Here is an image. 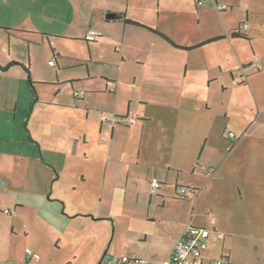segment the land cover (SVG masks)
<instances>
[{"label":"crops","instance_id":"obj_1","mask_svg":"<svg viewBox=\"0 0 264 264\" xmlns=\"http://www.w3.org/2000/svg\"><path fill=\"white\" fill-rule=\"evenodd\" d=\"M214 1L227 7L218 11ZM88 28L102 35L88 40ZM36 37L86 43L88 55L65 62L51 46V68L76 62L77 72L60 80L70 89L56 74L45 90L34 82L33 94L31 73L21 66L29 64L11 39L30 48ZM79 90L84 94L74 96ZM101 112L131 113L135 122H105ZM260 144L264 0H0V264L12 255L7 234L21 236L34 253L21 251L16 263L36 264L42 246L75 254L90 234L98 242L91 248L102 251L111 226L131 220L137 203L188 206L200 187L197 158L201 171L212 172L210 191L231 180L241 202L264 205ZM154 176L160 187L151 194ZM135 250L124 243L117 254Z\"/></svg>","mask_w":264,"mask_h":264},{"label":"rangeland","instance_id":"obj_2","mask_svg":"<svg viewBox=\"0 0 264 264\" xmlns=\"http://www.w3.org/2000/svg\"><path fill=\"white\" fill-rule=\"evenodd\" d=\"M11 44L18 52L19 58L26 60V64H29L32 81L40 90L47 89V83H56V74L59 77L57 81L61 83L60 86L65 90L70 89L68 82L62 83L63 81L60 80L65 79L68 74H75L78 70L76 62L71 60H66L70 64L67 68L57 66L51 68L49 61L54 62L55 59L51 46L57 52H61L57 58L59 62H65L63 58L66 59V56L70 59L89 54L85 42L58 40L55 45H51L48 40L37 38V41H32L30 48L27 41L11 39ZM16 62L21 64L20 61ZM21 66L25 73L22 64ZM91 67L94 66L91 65ZM49 80L53 81L49 82ZM258 148L264 151V144L258 145ZM199 162L197 158L196 168L201 175L200 178L198 177L200 187L196 189L198 191L195 196L192 194L193 197L188 206L184 202L183 205L180 200H170L171 202L166 203L164 207L161 205L155 207L148 202L147 204L137 203L133 208L135 217L133 216L131 220H118L116 229L114 225L111 226L102 251L100 248H91L98 242L96 236L88 233L90 234L88 240L84 238V243H87L88 247L75 254L66 246L50 248L42 246L37 251L39 261L36 264H108L110 256L121 253L124 243L135 247L136 250L130 252H135L147 259L150 264H158L163 260L167 244L174 239L178 230L186 227L188 222L210 231L216 230L223 233L222 239L212 236L211 240H208L204 252L207 259L227 256L232 264H264V205L241 202L231 180L227 183L224 181L216 183L210 191L207 185L208 170L205 168V173L204 170L201 171L202 163ZM231 177L234 180L235 174L233 173ZM135 198L133 196V199ZM209 211L211 215L208 214ZM145 234H147L146 240ZM6 240L5 244L11 241L12 249L8 262L17 264L16 257L25 250L24 239L21 236H13L10 239L7 234ZM2 244L0 243V246Z\"/></svg>","mask_w":264,"mask_h":264},{"label":"built area","instance_id":"obj_3","mask_svg":"<svg viewBox=\"0 0 264 264\" xmlns=\"http://www.w3.org/2000/svg\"><path fill=\"white\" fill-rule=\"evenodd\" d=\"M197 4L209 3V0H195ZM215 8L220 11L227 7L226 4H220L214 1ZM247 25L244 24V28ZM102 35V32L95 30L93 28H88L85 32V37L88 40H94ZM49 64H52L50 61ZM253 65V64H252ZM255 66V65H254ZM110 90H113L111 88ZM84 94L83 90L74 91V96H82ZM100 118L105 122H120L126 125H133L135 122V117L128 113L123 117H113L107 115L105 112L100 113ZM229 137H234V133L230 132ZM232 146L227 149L230 150ZM211 171H208V175H211ZM4 182L0 180V185ZM160 187V181L157 177H151L149 181V192L151 194L157 193ZM179 193L184 195L186 193L185 187L179 188ZM14 212L13 208H5L4 213L12 214ZM211 215V212H208ZM212 236L216 239H222L223 233L215 231H210L207 228L195 226L190 223L186 225L182 231L180 237L176 241L172 251L168 257L162 261L160 264H231L226 256H221L220 258L212 259L209 261L203 260V252L207 248V242L210 241ZM25 254L27 258H32L34 253L31 249L26 248ZM23 264H31L27 259ZM108 264H150L148 260L139 257L136 254H115L112 255L108 261Z\"/></svg>","mask_w":264,"mask_h":264},{"label":"trees","instance_id":"obj_4","mask_svg":"<svg viewBox=\"0 0 264 264\" xmlns=\"http://www.w3.org/2000/svg\"><path fill=\"white\" fill-rule=\"evenodd\" d=\"M127 21H130V20H127ZM131 22H133V23H137V22H135V21H131ZM25 70H26V72H27L28 74L30 73L29 67L25 66ZM28 83H29V85H30V87H31V89H32L33 94L35 95L36 91H35V88H34V82L30 79V77L28 78ZM29 138L31 139L30 136H29ZM179 188H180V187H179ZM178 190H179V189H178ZM178 195L183 196V195H181V194L179 193V191H178ZM184 195H185V194H184Z\"/></svg>","mask_w":264,"mask_h":264},{"label":"water","instance_id":"obj_5","mask_svg":"<svg viewBox=\"0 0 264 264\" xmlns=\"http://www.w3.org/2000/svg\"><path fill=\"white\" fill-rule=\"evenodd\" d=\"M117 17H119V15H117L116 13H107L106 14L107 19L117 18Z\"/></svg>","mask_w":264,"mask_h":264}]
</instances>
